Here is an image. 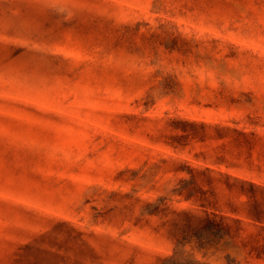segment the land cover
Instances as JSON below:
<instances>
[{
    "label": "rangeland",
    "instance_id": "obj_1",
    "mask_svg": "<svg viewBox=\"0 0 264 264\" xmlns=\"http://www.w3.org/2000/svg\"><path fill=\"white\" fill-rule=\"evenodd\" d=\"M174 117L256 132L264 183V0H0V264H264L167 234Z\"/></svg>",
    "mask_w": 264,
    "mask_h": 264
},
{
    "label": "trees",
    "instance_id": "obj_2",
    "mask_svg": "<svg viewBox=\"0 0 264 264\" xmlns=\"http://www.w3.org/2000/svg\"><path fill=\"white\" fill-rule=\"evenodd\" d=\"M166 131L171 136H165L163 144L172 147L174 155L164 162L163 170L189 175L180 187L189 206H167V234L211 242L234 236L247 226L264 229V183L255 159L256 132L229 120L191 117L172 118ZM91 260L104 264L98 257Z\"/></svg>",
    "mask_w": 264,
    "mask_h": 264
}]
</instances>
